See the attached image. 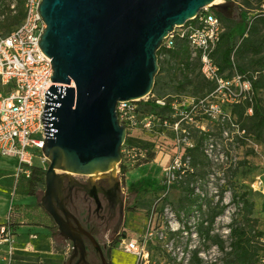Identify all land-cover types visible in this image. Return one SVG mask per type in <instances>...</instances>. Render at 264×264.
<instances>
[{"label": "water", "instance_id": "95a60500", "mask_svg": "<svg viewBox=\"0 0 264 264\" xmlns=\"http://www.w3.org/2000/svg\"><path fill=\"white\" fill-rule=\"evenodd\" d=\"M214 8L232 18L234 1L216 0H41L45 28L38 41L51 59L52 84L45 91L43 155L48 160L44 210L73 243L72 258L87 261L83 235L94 236L60 200L71 175L117 176L128 130L117 115L121 101L151 94L159 73L158 50L176 28ZM63 213V215L60 213Z\"/></svg>", "mask_w": 264, "mask_h": 264}, {"label": "built area", "instance_id": "2783aa9c", "mask_svg": "<svg viewBox=\"0 0 264 264\" xmlns=\"http://www.w3.org/2000/svg\"><path fill=\"white\" fill-rule=\"evenodd\" d=\"M23 1L25 6L23 22L12 33L0 38V83L5 88H9L7 92L0 91V155L16 160L18 172L24 171L26 165L33 164V158L37 152H40L39 155L44 164L48 161L41 151L46 138L45 126L42 122L46 103L45 91L52 84L63 86L51 80L53 74L51 59L42 52L38 43L45 28V23L38 11L41 0ZM228 1L234 0H219L218 3ZM14 7L15 4L11 6L12 9ZM223 30L220 17L207 8L182 27L176 28L165 39L163 45L170 48L176 33L188 36L193 57L200 56L204 77L215 84L214 90L204 98L173 100L171 106L175 109L172 115L176 118L174 123H170L168 119H160L154 114H144L139 101L147 102L154 96L148 95L138 101H121L117 104L118 118L128 132L154 131L161 127L173 132V150H165L159 144L156 146L158 153H167L171 157L163 169L162 184L165 187L162 191L163 198L167 197L173 187L181 184L185 177L194 171L191 156L186 154V149L194 146L192 128L212 133L214 130L207 127L208 123H212L221 128L223 141L230 142L233 149H237L241 144H252V135L241 128L232 117L230 107L242 102H250L253 106L255 89L252 79L256 76L250 77L240 73L234 61L231 72L222 71L214 60L213 52ZM155 102L165 106L168 98H157ZM252 111L253 108L250 107L248 112L252 113ZM125 149L133 151L124 148L123 152ZM203 151L212 164H218L225 158L227 160L231 152L230 150L229 153L226 152L222 144L217 143L216 136L212 134L204 141ZM230 156L233 157L232 152ZM133 158L131 155L127 159L132 162ZM255 184L253 188L264 194L263 181L260 179ZM165 210V222L171 237L182 235L188 237L190 233L193 234L197 230L201 217V210L198 207L195 206L189 213L180 216L171 207H166ZM153 211L154 209L152 215ZM154 236L160 239L167 238L165 231H156L149 226L138 238L123 240L120 246L123 251L136 257V264L191 263V245L180 244L173 247L167 242L164 248L168 253L171 252L172 260H156L148 247V242ZM14 242V236L8 226L1 224L0 243L8 245L6 258L8 264H11L14 254ZM198 256L200 257V253ZM205 262L202 260L203 264H207Z\"/></svg>", "mask_w": 264, "mask_h": 264}, {"label": "trees", "instance_id": "16d2710c", "mask_svg": "<svg viewBox=\"0 0 264 264\" xmlns=\"http://www.w3.org/2000/svg\"><path fill=\"white\" fill-rule=\"evenodd\" d=\"M234 2L240 10V19H235L234 17L226 18L216 9L209 8L210 12L220 17L224 28L220 41L213 52V58L222 71L231 72L234 61L240 73L247 74L250 77L256 76L255 79H252L255 89L253 106H251L250 102H242L230 107V112L232 117L240 124L241 128L246 129L248 134L264 141V106L258 97V91H264V0H234ZM13 4H15L14 9L11 8ZM24 17L25 6L23 0H0V30L4 31L0 34V38L12 33L23 22ZM157 55L160 70L150 94V96L154 97L147 102L139 101V104L144 114H154L160 119H168L170 123H174L176 118L172 115L175 109L171 106L173 100L181 101L186 98L198 100L204 98L214 90L215 84L204 77L201 71L200 56L193 57V50L188 36H181L176 33L173 37L172 47L166 48L163 45L158 50ZM8 90L9 88L6 87V92ZM164 97L168 98L165 106L156 104L155 99ZM250 107L253 108L252 113L248 112ZM218 128L222 131L219 126ZM167 130L161 127L150 132L160 135L165 134ZM210 134L215 135V132H204L196 128L191 129L194 146L187 148L186 154L191 156L194 171L189 173L181 183L190 203L192 205L196 204L195 206L198 205L199 210L202 207V197L195 195L192 181L197 176L205 177L208 167L210 168L211 162L203 151L204 141ZM157 145L154 141L138 136L133 131L128 132L121 151L124 148L132 149L141 157L139 159L141 164L149 163L157 157ZM46 168V164L35 165L33 163L32 165H26L24 171L19 172L15 195L36 198L39 191L45 186ZM129 168L123 155L120 163V172L123 176L126 175ZM132 186L137 187L138 192H152L154 194L165 189L164 185L159 181L148 182L144 179L134 181ZM233 199L236 200L237 195H234ZM239 200L245 210L243 217L245 225L238 226L234 222L230 224L228 236L230 251L226 253L225 261L227 264H259L261 259H259L257 246L251 238V233L255 231L254 235L259 237L263 236V234L260 231H256L253 225L254 204L247 199L246 192L241 194ZM39 205L41 206V204ZM140 205H142V202H138L131 210L137 212ZM226 207L223 204L218 209L212 210L207 220L198 223L197 228L202 236L208 240L215 239L211 234L212 225L215 218L222 214ZM44 212L46 213V211ZM50 221L53 224L47 225L50 231L58 228L52 217H50ZM3 224L7 225L12 235L15 236V229L18 226L11 219ZM29 233L30 230L27 234ZM216 243L224 251L225 240L217 239ZM11 262L16 264H68V261L58 262L51 258L16 254L12 255ZM191 263L203 264L202 259L198 256V251H194Z\"/></svg>", "mask_w": 264, "mask_h": 264}, {"label": "rangeland", "instance_id": "374dc122", "mask_svg": "<svg viewBox=\"0 0 264 264\" xmlns=\"http://www.w3.org/2000/svg\"><path fill=\"white\" fill-rule=\"evenodd\" d=\"M233 17L240 19V10L237 7ZM2 32L4 31L0 30V34ZM0 91L6 92V88L1 84ZM258 97L264 106V91H258ZM207 127L214 130L217 143L222 144L226 152L228 151L229 153L230 150L233 153V157L230 156L231 152L228 154L227 160L225 158L224 161L220 160L221 162L218 164L211 163L205 177L197 176L192 181L195 195L202 197L200 222L207 220L212 210L218 209L223 204L227 206L224 212L215 218L212 225L211 234L215 239L208 240L200 234L198 228L193 234L190 233L188 237L183 235L171 237L165 222V208L171 207L180 216L190 212L196 205L190 203L187 193L182 188V184L173 187L170 194L165 198L162 197V192L157 194L138 192L137 187L132 186L133 182L139 179L162 183L164 180L163 169L170 161V154L157 152V159L141 165V160H139L141 157L134 151L125 149L122 153L126 164L130 167L126 176L122 178L125 186V196L130 200L131 204L136 200L142 202L139 211L130 213L127 218L128 230L125 240L129 241L131 238L145 233L150 226L156 231H165L167 236L166 239L154 236L148 242L149 250L153 253L156 260H172L171 252L168 253L166 248H164L167 242L168 245H173V247H177L180 244L191 245V257L194 251H198L201 259L204 262L206 261L207 264H227L225 259L227 257L226 253L230 251V240L228 239L230 224L234 222L238 226L245 225L243 218L245 210L242 203H240L239 197L246 192L247 199L254 204L252 218L254 219L255 230L263 234L261 237L255 236L254 231L251 233V238L257 246L260 262L264 264V194L253 188V185L260 179L264 183V141L255 136L252 137V144H241L237 149H233V145L230 142L225 143L223 141L218 126L208 123ZM135 132L136 135L154 141L165 150H173L174 148L171 130H167L165 134L160 135L145 130H136ZM39 154L40 152L35 154L33 163L35 165L46 164L48 166V161L44 164ZM130 154L134 157L132 162L127 159L131 156ZM120 174L122 173H120L119 164L117 175L120 176ZM18 175L16 160L0 155V225L11 219L18 226L15 229L16 234L14 236V245L18 244V250L25 249L31 243H33V249H35L37 240L30 238L31 235L47 236L48 241H50L49 250L52 251L51 256L53 259L58 262H67L73 251V243L62 237L58 228L51 231L47 228V225H53L50 221L51 216L47 212L45 213V210L43 211L42 205H39L41 204L45 186L39 191L36 198L19 197L15 195ZM234 195H237L236 200L233 199ZM29 230L30 233L27 234ZM217 239L225 240L224 251L216 243ZM30 249L29 251H31ZM7 251L8 245L0 243V253L5 259L8 257ZM21 253H23L21 254L22 256H28L24 253L29 252L23 250ZM38 254L41 255L42 253L38 252ZM113 254L114 259H116L114 264H136V257L123 251L121 246H117ZM39 258H45V256H39ZM1 264L8 263L5 261ZM11 264L16 263L11 262Z\"/></svg>", "mask_w": 264, "mask_h": 264}, {"label": "flooded vegetation", "instance_id": "af4514ba", "mask_svg": "<svg viewBox=\"0 0 264 264\" xmlns=\"http://www.w3.org/2000/svg\"><path fill=\"white\" fill-rule=\"evenodd\" d=\"M121 173V172H120ZM122 174L116 177L108 175L89 176L71 175L64 179L60 200L74 218L69 220L77 226L75 219L85 231L89 232L99 243L106 264L113 263V251L127 237L128 221L131 204L125 196ZM141 206V205H140ZM138 207V211H139ZM63 215V213L60 211ZM87 247L89 264H104L100 251L90 238L83 235ZM68 260V264L79 263V255Z\"/></svg>", "mask_w": 264, "mask_h": 264}, {"label": "crops", "instance_id": "0c3cea01", "mask_svg": "<svg viewBox=\"0 0 264 264\" xmlns=\"http://www.w3.org/2000/svg\"><path fill=\"white\" fill-rule=\"evenodd\" d=\"M156 159H157V157H156ZM141 165H143V164H141ZM139 236H137L135 238H138ZM30 238L37 240L36 243H35V249L36 250L33 249V243H31V244H28V246L25 249H22L21 250V251L26 250L27 252H29V253H24V254H26L28 256H31V257H35V256L36 257L45 256V258H51V259H53V257L51 256L52 251L49 250L50 241H48L47 236H41V237H39V236H36V235L35 236L34 235H31ZM29 248H31L30 249L31 251H29ZM21 251H20V249L18 250V244L17 245H14V253L16 255L23 254V253H21ZM38 252H41L42 254L40 255V254H38ZM1 253H2V251H1ZM1 253H0V256H1V258H0V264L3 263V262H5V261L7 262V260L4 258V256H2ZM113 253H114V251H113ZM115 260L116 259H114V254H113V263L116 262Z\"/></svg>", "mask_w": 264, "mask_h": 264}, {"label": "bare ground", "instance_id": "6f19581e", "mask_svg": "<svg viewBox=\"0 0 264 264\" xmlns=\"http://www.w3.org/2000/svg\"><path fill=\"white\" fill-rule=\"evenodd\" d=\"M219 2V0H216V3H218Z\"/></svg>", "mask_w": 264, "mask_h": 264}]
</instances>
